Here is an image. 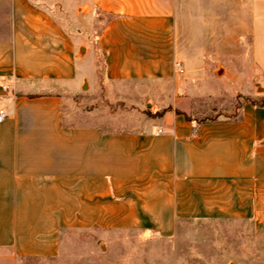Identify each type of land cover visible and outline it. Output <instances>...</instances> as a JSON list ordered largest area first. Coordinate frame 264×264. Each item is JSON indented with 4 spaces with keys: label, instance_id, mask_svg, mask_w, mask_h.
I'll use <instances>...</instances> for the list:
<instances>
[{
    "label": "crops",
    "instance_id": "crops-1",
    "mask_svg": "<svg viewBox=\"0 0 264 264\" xmlns=\"http://www.w3.org/2000/svg\"><path fill=\"white\" fill-rule=\"evenodd\" d=\"M90 14L99 56L80 57L73 21ZM99 62L121 84L109 90H170L163 107L133 129L75 122L65 93L102 90ZM253 102H264V0H0V252L55 258L66 233L172 239L178 225L225 222L263 243L241 254L264 255Z\"/></svg>",
    "mask_w": 264,
    "mask_h": 264
},
{
    "label": "rangeland",
    "instance_id": "rangeland-1",
    "mask_svg": "<svg viewBox=\"0 0 264 264\" xmlns=\"http://www.w3.org/2000/svg\"><path fill=\"white\" fill-rule=\"evenodd\" d=\"M61 20L64 22L65 19L61 17ZM73 22L77 28L74 35L80 37L81 45H78L82 46L77 55L81 57L88 48L90 52L99 56L95 42L101 17L96 14H90L84 19L78 16ZM97 75L99 77L97 76L95 83L102 90H87L88 85L85 84L84 89L78 90L76 94L65 93L68 98L65 101V111L69 112L71 109L73 112L71 118L75 122L81 119L82 114L89 113L92 117L91 121L122 129H133L132 125L135 121L148 118L149 111L152 112L156 107L162 108L164 105L155 102L161 98V92L164 90H109L120 89L121 84L107 83L103 80V65L100 62ZM240 81L234 80V90H240ZM210 87L213 90L224 89L216 83H212ZM104 88L106 90H103ZM165 91L167 94L170 93V90ZM199 112L201 115L214 114L204 109ZM242 229L240 224L228 229L225 222L213 224L192 222L178 225L177 234L172 239L144 236L135 232L124 233L121 236L94 232L66 233L61 238V252L55 258H20L9 252H0V264H172L175 262L223 264L255 263L259 258L264 260V255L241 254L240 250L244 247L247 253L251 252L252 248L263 246L261 240H243L237 235L231 237L227 233L229 230L241 232ZM231 247H234V252L229 250Z\"/></svg>",
    "mask_w": 264,
    "mask_h": 264
},
{
    "label": "built area",
    "instance_id": "built-area-1",
    "mask_svg": "<svg viewBox=\"0 0 264 264\" xmlns=\"http://www.w3.org/2000/svg\"><path fill=\"white\" fill-rule=\"evenodd\" d=\"M176 67L180 70V72H182L179 64H176ZM4 117L5 114L2 111H0V122L4 119Z\"/></svg>",
    "mask_w": 264,
    "mask_h": 264
},
{
    "label": "trees",
    "instance_id": "trees-1",
    "mask_svg": "<svg viewBox=\"0 0 264 264\" xmlns=\"http://www.w3.org/2000/svg\"><path fill=\"white\" fill-rule=\"evenodd\" d=\"M253 105H258V106H261V107H263L264 106V102H261L260 104L258 103V104H255L254 102H253ZM150 115V114H149Z\"/></svg>",
    "mask_w": 264,
    "mask_h": 264
}]
</instances>
